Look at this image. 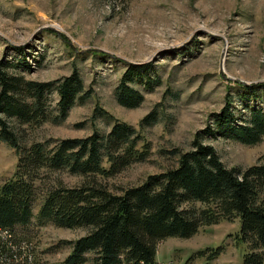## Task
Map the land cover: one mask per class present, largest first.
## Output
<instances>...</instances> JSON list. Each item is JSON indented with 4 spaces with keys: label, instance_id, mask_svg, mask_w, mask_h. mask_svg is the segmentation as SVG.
<instances>
[{
    "label": "rangeland",
    "instance_id": "1",
    "mask_svg": "<svg viewBox=\"0 0 264 264\" xmlns=\"http://www.w3.org/2000/svg\"><path fill=\"white\" fill-rule=\"evenodd\" d=\"M14 46L22 53L13 51ZM21 58L29 65L26 71ZM1 59L17 64L15 71L34 81H53L75 68L89 93L59 122L54 120V92L47 96V120L29 125L10 119L20 145L47 142L50 148L59 139L85 137L94 129L105 134L112 120L91 119L95 105L142 135L149 145L145 160L107 178L93 177L120 193L174 167L177 153L191 148L193 135L210 123L211 114L228 97L237 116L246 112L235 84H264V0H0ZM147 62L160 83L151 90L133 84L143 95L141 103L134 108L118 105L113 91L125 66ZM256 105L264 106V99ZM153 107L156 121L139 127ZM203 142L213 146L226 167L264 163V136L252 145L218 136ZM15 163L14 150L0 141V184L12 177ZM40 172L35 184L41 192L57 182L72 187L92 179L65 171ZM39 204L36 196L30 222L15 227L14 233L29 240L27 264H59L70 250L68 242L87 229L38 223L34 217ZM237 229L233 219L201 226L188 238L167 237L157 243L155 260L241 264L244 246L235 242Z\"/></svg>",
    "mask_w": 264,
    "mask_h": 264
},
{
    "label": "trees",
    "instance_id": "2",
    "mask_svg": "<svg viewBox=\"0 0 264 264\" xmlns=\"http://www.w3.org/2000/svg\"><path fill=\"white\" fill-rule=\"evenodd\" d=\"M12 49L22 53L21 47ZM19 64L22 71L29 68L24 59ZM16 65L0 60V141L16 155L12 177L0 184V264L18 263L17 242L29 240L15 234L14 228L30 222L36 196H40L34 217L38 223L87 229L68 242L70 250L59 264H159L155 260L159 241L188 238L201 226L233 219L238 221L235 242L244 246L241 264H262L264 163L226 167L203 138L218 136L244 145L260 141L264 136V106H257L256 101L264 99V84H235L237 98L247 109L244 114L234 113L233 99L228 97L221 110L211 114L210 123L193 135L191 148L177 153L174 167L113 193L93 177L107 178L131 163L145 160L149 145L142 135L95 105L91 119L112 120L105 134L94 129L85 137L59 139L50 148L47 142L20 145L10 119L29 125L47 120L46 100L54 92V120L59 122L74 103H83L89 93L75 68L53 81H34L16 72ZM159 83L152 63H129L114 88V100L125 108L137 107L143 95L133 84L151 90ZM247 102L252 106L248 107ZM157 116L153 107L140 119L139 127L153 124ZM41 170L92 179L72 187L57 182L41 192L35 184Z\"/></svg>",
    "mask_w": 264,
    "mask_h": 264
},
{
    "label": "built area",
    "instance_id": "3",
    "mask_svg": "<svg viewBox=\"0 0 264 264\" xmlns=\"http://www.w3.org/2000/svg\"><path fill=\"white\" fill-rule=\"evenodd\" d=\"M2 232V236L5 235V233ZM1 236V235H0ZM18 249L20 250V256L17 258V264H27V259L29 258V249H28V242L24 240H19L17 242Z\"/></svg>",
    "mask_w": 264,
    "mask_h": 264
},
{
    "label": "bare ground",
    "instance_id": "4",
    "mask_svg": "<svg viewBox=\"0 0 264 264\" xmlns=\"http://www.w3.org/2000/svg\"><path fill=\"white\" fill-rule=\"evenodd\" d=\"M28 249H29V247H28ZM30 256V255H29ZM28 260V259H27Z\"/></svg>",
    "mask_w": 264,
    "mask_h": 264
}]
</instances>
